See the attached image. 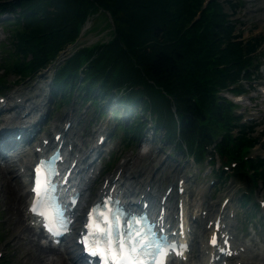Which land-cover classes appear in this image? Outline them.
Instances as JSON below:
<instances>
[{"label": "trees", "instance_id": "obj_1", "mask_svg": "<svg viewBox=\"0 0 264 264\" xmlns=\"http://www.w3.org/2000/svg\"><path fill=\"white\" fill-rule=\"evenodd\" d=\"M4 0L0 15L11 14L4 78L19 79L44 68L72 43L89 17L107 13L113 37L106 44L77 50L52 73V93L80 91L83 102L100 114L101 105L114 103L116 131L125 146L143 135L149 116L161 142L202 164L206 155L221 167L235 163L233 174L219 167L212 172L220 185L235 177L250 192L239 200L250 206L252 190L264 189V158L250 157L260 137L254 126L240 123L235 106L217 92L233 87L245 93L263 66L264 35H250L231 20L242 7L232 0ZM224 7L228 10H224ZM11 48L8 56V50ZM81 70V78L76 77ZM0 80V91L6 84ZM114 96V97H113ZM114 99V102H113ZM129 113L130 123L120 119ZM120 116V117H119ZM127 117V118H129ZM236 132L233 137L232 132ZM251 214L257 210L252 204Z\"/></svg>", "mask_w": 264, "mask_h": 264}, {"label": "rangeland", "instance_id": "obj_2", "mask_svg": "<svg viewBox=\"0 0 264 264\" xmlns=\"http://www.w3.org/2000/svg\"><path fill=\"white\" fill-rule=\"evenodd\" d=\"M209 1L205 0L202 3V7H206ZM232 1L240 2L239 5L242 7L234 17H231V20L237 21V28L243 31L244 38L250 35H264V0ZM224 10L227 9L224 7ZM11 20V14L0 15V65L4 63L5 66H7L5 62L7 58L5 49H7V46L1 47V44L8 45V35L11 32V27L6 24V21ZM110 21L111 19L107 17L106 13H96L89 17L80 30L81 32L87 29L89 34L83 37L81 36L77 46H88L99 41L108 40L111 33ZM77 46L73 47L68 45L59 53L54 61L49 62L46 70H38L26 79L21 80L15 73L11 72L5 78L3 76V81L8 86V89L0 92V100L4 101L5 104L8 95L21 87L24 82L28 80H41L43 82L42 93L48 96V106L45 107L47 118L39 125L40 130L38 133L43 134L44 137L46 133H49V138H52L50 135L54 132L52 131L50 133L49 130H52L51 126L53 124H57L58 129H62L63 125L69 122L70 128L63 141L66 144L70 141L74 143L75 148L71 144L73 154L79 149L81 150V154L87 152L94 146L98 134L105 136L103 146L101 145L102 147L100 148L102 150L100 153L102 155L101 160L98 162L96 160L94 162L95 166L92 167V173L87 174L92 179H89L88 189H86L80 199V209L76 211V216L83 214L84 210L83 212H80V210L85 203L89 204L94 200L96 190L102 179L111 177L115 173L116 168L126 162V168L121 174L123 176L133 177L132 181L134 185L141 187L139 193L142 194L146 191L154 193L155 191L157 199L171 186L173 190L170 195L173 196V201H178L181 198L184 220L188 229L187 234L191 243V252L184 264H200L202 262L204 255L200 252V248L204 245L207 235L210 232L207 224L209 221H213L214 218L216 219V216H219L221 213L219 212L220 205L225 200H228V202L225 205L226 208L223 210V214L226 215V220L233 222V226L230 227L233 231L231 235L235 241H239L245 248V259H237L232 264H242L244 261V263L248 264H264V207H259L256 213H254L256 214L254 216L251 215V208H249L253 203L259 204L264 201V190L257 187L256 191L251 194L250 206L244 207V205L240 204L239 200L244 195L243 193L246 192H244L245 189L241 188L236 178H226L222 185L215 178L212 169L216 170L220 167V160L217 157H215V164L212 165V169L208 166L207 161L197 166L194 164L192 157L187 158L182 153H178L172 144L161 142L164 131H156L150 125L145 128L142 136L135 139L131 146H125L121 140V132H115L113 126L110 125L111 122L109 120L111 117L109 114L111 113L112 106L106 104L101 105L103 110L100 114H97V111L94 110L92 105H89V103L85 104L81 101V90L75 93L77 83L74 84L73 91L70 95L68 94V88L65 90L66 94H62L65 96L61 99L58 97H49V94L52 95V87L49 86L52 72L70 57ZM9 53H11V48L8 50V56ZM261 53V60L263 62L261 71L249 83L241 82V87L245 90V93L236 98V102L234 98L237 94L233 92L234 90L230 86L228 87L230 89L220 92V96L227 101L232 102L231 100L233 99L234 103H232L236 105L233 108V113L236 116H243V123L248 124V126H254V134L252 136H259L261 139L258 143L259 145L250 151L251 158L264 157V45L261 48ZM11 59H13V56ZM1 75L2 71L0 70V77ZM113 107L116 108V106ZM119 111H121V108H119ZM67 114L69 117H66ZM126 115H129V113H122L121 118L125 124H129L130 117L123 119ZM55 132L57 131L55 130ZM236 132V130L233 131L231 135L236 137ZM33 148L34 146H31V153L33 152ZM207 157L206 155L205 158ZM21 164L24 165L23 159L18 162V165L13 170L14 174L7 175L4 171H0V189L7 182L14 190L18 189L27 193L26 187L25 189L24 187H20L22 183L20 182L19 176L15 180L18 167ZM103 168L105 169L104 173L101 172L96 178L98 171L103 170ZM119 175L120 173H117L116 177H119ZM95 178L96 180H94ZM177 184H180L181 188H184V193L181 195L177 194ZM0 197V264H32L33 257L37 254L34 250L35 247L37 245L39 246V244L41 247L47 248V246H42L40 243L41 241L39 239L41 236L39 239L33 238L31 234L29 236L19 232L13 226L11 214L7 211V200L1 192ZM27 198L28 196L23 201L22 210L26 209ZM176 205L173 208H169L170 218L176 216V209H174ZM206 207H212L214 209V213L211 216L209 215V211L203 210ZM201 217L203 220L199 223L198 220ZM24 223L27 225V222ZM209 228L211 229V225ZM203 229L206 230L205 232L207 234L202 237H195L196 239H194L195 234L200 233V230ZM32 230L35 232L34 229ZM31 239L35 247L29 242ZM63 243L66 248L61 251H56V255L44 256V264H71L70 258L75 261L76 256L73 251H76V248L73 245L72 237H67ZM38 246L37 248L40 247ZM70 252H72L71 255Z\"/></svg>", "mask_w": 264, "mask_h": 264}, {"label": "bare ground", "instance_id": "obj_3", "mask_svg": "<svg viewBox=\"0 0 264 264\" xmlns=\"http://www.w3.org/2000/svg\"><path fill=\"white\" fill-rule=\"evenodd\" d=\"M42 92H43V82L41 80H33V81L28 80L27 82H24V84L21 87L17 88L15 91H13L11 94L8 95V97L5 101V104L0 103V134L5 133L9 136L8 143H4V141L0 140V171L1 172L4 171L7 175L14 174L13 170L18 165V162H20L23 159L24 165L22 166V171L20 173V176L24 177L28 166L30 165L31 161L33 160V157H35L37 154L34 150L31 154L28 152H25L22 146L31 137L33 138L35 143H37V144L41 143L39 135L36 133V129L33 126L34 120L32 121V119H35L38 115H40L42 112H44L45 107L48 104V96ZM66 117H69V115L67 114ZM24 122L32 123L31 127L29 128L28 124L24 125L23 124ZM51 129L52 130H50V133H52V131L55 132V130H56L57 132H55V133L61 134L60 140H63L65 138V135H66L65 132L66 131L63 129H60V128L58 129L57 124H53L51 126ZM15 133L20 134L19 140H16V138L14 137ZM73 136H74V134H73ZM44 139L47 140L48 142L45 146H43V147L40 146L41 148H47V147L52 145V143H51L52 138L51 139L49 138V133L45 134ZM63 143H65V141H63ZM97 146H98V144L95 143L94 146H92L87 152H85L81 163L83 165H85L86 168H88L89 166L91 167L92 163L94 162V161H92L90 164H86V162H87L86 158H91L95 154V150H96ZM72 150H73V148H72ZM68 151L69 150H67L66 158L72 157L74 159L73 151H69V152ZM78 151H80V149ZM135 166H136V164H135ZM125 168H126V162L124 164H120L116 168L115 173L107 179L106 185L109 187L115 186L117 190H120L123 193L121 195L123 200H125V201H127V200L132 201L133 200V201H137V202H139V201L148 202L149 203L148 210H152V209L154 210L155 206L157 204H159V201H160V200L156 199L155 191H154V193H151L148 191H146L142 194L139 193L141 190V187L138 185H134V182L132 181L133 177L123 176L121 174ZM81 172L82 171H79L78 173H81ZM117 173H120L119 177H116ZM18 176L19 175H17L15 177V180L17 179ZM131 181H132V183H131ZM21 185H22V186H20L21 188L24 187L23 182ZM107 189H108V187H106L104 189V191H107ZM185 189H187V188H185ZM76 191L79 194H82V192L85 191V188H84V186H81L79 183L76 186ZM0 192L4 195L5 199L7 200V211H9L11 214L13 226L16 227V229L19 232L25 233L29 236L31 234L33 236V238L39 239L41 236V232L40 231L33 232V230L31 229L32 227H30L29 225H25V223H24L27 220V217H26L27 214H26L25 210H22V204H23L24 199H26V197L28 196V193L22 192L21 190H18V189L14 190V188L11 187L10 184L8 185L7 182L3 184V187L0 189ZM101 194H102V190H99L96 192V196H100ZM165 202H169L168 205L165 206V209H168V211H169V208H173V206L176 205V202L171 199V196H166ZM161 205H163V204H161ZM130 207L132 209H134V208H138L139 206L136 204V205H133ZM225 208H226V206L219 209V212H221V213L219 214L218 218L222 220L223 232L225 234L231 235L233 233V231L231 230L230 227L233 226V222L226 220L227 219L226 215L223 214V210ZM203 210L209 211L210 216L214 213V209L212 207H210V208L206 207V208H203ZM169 219L173 220V218L167 217L168 221H169ZM202 220L203 219L201 217L198 220L199 223ZM214 220H215V218H214ZM16 229H14V230H16ZM205 231H206L205 229L200 230V233L195 234L194 239H196L198 237H202L203 235L207 234ZM210 233H212V228H211ZM29 242L35 247L32 239L29 240ZM37 246L34 249L37 254L33 257L32 264H44L45 263L44 262L45 259H43L44 256L56 255V250L54 248L41 247L40 244H39L40 247L38 246L39 248H37ZM240 247H243V245H239L237 247H236V245L233 246V248L238 251V255L241 256V259H244L245 253L240 252V249H239ZM211 251L212 250L209 249L207 247V245H203L202 252L206 258H203V260L200 264H207L209 257H210L209 252L211 253ZM71 253L72 252H70V255H71ZM78 260H79V258H75V261H78ZM74 264H76V262Z\"/></svg>", "mask_w": 264, "mask_h": 264}, {"label": "snow or ice", "instance_id": "obj_4", "mask_svg": "<svg viewBox=\"0 0 264 264\" xmlns=\"http://www.w3.org/2000/svg\"><path fill=\"white\" fill-rule=\"evenodd\" d=\"M35 171V186L32 191L36 198L30 210L46 217L44 209L50 203V192L54 191L49 178L50 165L47 161H41ZM111 215L113 217L111 229L105 224V231L86 234L87 240L82 241L89 257L100 256L102 264H164L161 257H167L166 248L170 245L153 241L152 237L147 235L141 227L142 221L135 217L132 218L126 230L122 231L117 222L120 210H115ZM211 242L213 245L217 243L215 236Z\"/></svg>", "mask_w": 264, "mask_h": 264}]
</instances>
